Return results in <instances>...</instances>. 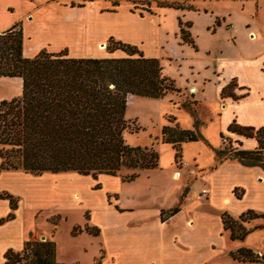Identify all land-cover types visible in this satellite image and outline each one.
<instances>
[{
  "label": "crops",
  "instance_id": "obj_1",
  "mask_svg": "<svg viewBox=\"0 0 264 264\" xmlns=\"http://www.w3.org/2000/svg\"><path fill=\"white\" fill-rule=\"evenodd\" d=\"M160 1L187 3L193 9L162 8L158 7ZM128 3L144 4L146 9L155 4L156 12L134 15L127 11ZM104 6L116 7L117 11L103 14ZM263 10L264 1L259 0H0V32L15 25L21 28L25 58H33L41 51H66L70 58H104L99 54L104 50L100 47L104 48L105 38L116 37L139 47L144 57L172 61L168 54L162 56L159 52L164 48L159 37L165 35L183 46V59L188 58L184 53L189 46L194 52L189 59L201 60L200 71L208 73L200 75L197 71L199 80H185L184 86L193 91L194 106L202 103L209 89L215 96V106L207 119H201L193 110L192 125L184 128L174 117L181 129L193 130L199 136V140L181 145V160L177 164L172 147L164 144L171 147V160L162 163L158 157L157 168L141 170L131 181H123L119 174L98 175L104 178L102 186L96 184L99 186L96 189L87 184L81 191L77 185L80 178L89 177L93 182L97 178L75 172L46 174L49 177L45 178L50 180L47 197L67 200L84 217L82 227L87 225L99 230L98 236L82 232L73 237L72 228L79 226L73 225L72 241L85 239L83 248L76 256L62 260L56 247L57 263L264 264L231 258V253L240 248L251 249L264 258V228L252 231L242 241L230 240L221 218L222 214H227L237 219L248 210L264 215V170L257 165H243L230 155L219 157L221 145L213 143L207 134L210 126L215 125L219 139L222 134L234 150L253 151L257 147L255 138L229 133L227 128L235 124L255 131L264 129ZM200 17H206L208 22L197 35L193 27L195 19ZM179 20L191 24L188 31L195 48L180 39ZM238 20L242 21L238 23ZM172 22L171 30L167 26ZM238 33L245 41L243 46L236 45ZM199 36L206 40L222 36V46L201 47ZM190 69L194 70V66ZM229 84H233L231 95L222 96V90ZM21 93L20 78L0 77V102L17 98ZM195 121L198 122L196 127ZM33 176L36 175L22 170L0 171V192L10 194L17 201L16 209L11 210L9 201L0 199V220H4L0 223V264L7 250L21 251L36 228L40 227L45 234L41 237L46 240L52 228L58 226L51 224L53 218L49 216L41 223L26 224L25 218H35V211L30 210L29 214L25 203L37 192L31 186L26 187L24 194L20 184L30 177L35 178ZM124 184L138 189L124 194ZM186 188L187 193L180 201ZM234 189L241 193L240 198L235 196ZM93 191L102 193L97 206L89 204L92 198L87 194L92 195ZM178 205L179 210L170 215ZM59 213L67 219L65 213ZM9 214L13 218L7 219ZM56 218L60 220L59 216ZM263 225L261 218L243 223L248 229Z\"/></svg>",
  "mask_w": 264,
  "mask_h": 264
},
{
  "label": "trees",
  "instance_id": "obj_2",
  "mask_svg": "<svg viewBox=\"0 0 264 264\" xmlns=\"http://www.w3.org/2000/svg\"><path fill=\"white\" fill-rule=\"evenodd\" d=\"M158 7L193 9L166 1L158 2ZM178 26L182 42L195 48L188 31L191 24L179 20ZM22 46L18 25L0 32V77L22 81L19 97L0 102V171L22 170L36 176L45 172H75L93 179L129 171L122 177L127 182L141 170L157 168L158 154L152 148L126 145L122 133L129 128V121L124 118L129 96L162 99L168 93L180 92L172 80L162 75L158 59L144 57L135 46L114 41L112 37L105 49L110 55L121 51L122 57L70 58L66 51H41L33 58H25ZM232 86L224 88L221 95ZM167 122L161 128L160 142L172 147L177 164L181 160V145L195 142L199 136L193 130L181 129L174 117L169 116ZM197 123L194 122V127ZM227 132L255 138L257 147L253 151L234 150L227 139L228 147L218 152L219 157L230 155L243 165H257L264 170V129L255 131L231 124ZM186 193L187 188L180 201ZM234 194L241 197L238 189H234ZM0 199L8 200L11 210L16 209L17 201L10 194L0 192ZM178 210L179 205L169 214ZM11 218L13 215L9 214L7 219ZM221 218L230 240L242 241L252 231L264 228V225L249 229L243 226L251 220L264 219V215L252 210L237 219L227 214ZM50 222L56 226L58 218ZM82 232L99 235L97 228L85 225L73 227L71 236ZM231 258L244 263L259 262L247 248L231 253ZM3 264H59L56 244L51 239L40 241L29 237L21 251L5 252Z\"/></svg>",
  "mask_w": 264,
  "mask_h": 264
},
{
  "label": "rangeland",
  "instance_id": "obj_3",
  "mask_svg": "<svg viewBox=\"0 0 264 264\" xmlns=\"http://www.w3.org/2000/svg\"><path fill=\"white\" fill-rule=\"evenodd\" d=\"M264 0H259L260 3H262ZM120 5L122 4L121 1H119ZM181 3V2H180ZM179 3V4H180ZM185 8L189 7L187 3L182 4ZM127 11L134 15H140V16H146L148 14H154L156 12L155 10V4H151L149 9H146V6L144 4H135L132 5L131 3H128L125 5ZM145 8V9H143ZM173 9V8H172ZM150 10V11H147ZM176 10V9H175ZM117 11L116 7L107 6L102 8V13H115ZM264 12V10H263ZM264 16V13H263ZM242 20H238L237 22H241ZM208 22V19L206 17H200L199 19H195V24L193 27V33L200 35L198 33L203 31V26ZM167 28H171V30L174 28V22L168 24ZM151 34V32H150ZM194 37V36H193ZM114 41H119L121 43L126 44L124 41H120L116 37H112ZM222 36L219 38L216 37L211 40L203 39L199 36V44L201 47H210L217 48L222 46V41L220 40ZM109 38H105L104 40V50L99 54L101 57L109 56L110 54L106 51V45L108 43ZM161 40V44L164 45L163 49H159V52H162V56L164 54H168L171 58L174 60L169 61H160V66L162 68V75L165 77H168L170 80L173 81L175 88L179 89V93H168L165 97L162 99H150L140 96H129L128 100L129 103L126 106L124 118L129 121V128L125 129L122 133V137L124 140V143L130 147H141V148H152L157 154L158 157L161 158V162L170 161V150L171 147L168 145L161 144L160 142V131L162 126L167 125V119L169 116L178 118V121L180 122V125L185 127H190L192 125L191 111H197V115H200L201 119H207L208 114L210 113V110L215 106L214 100L215 96L212 91L207 90L204 96V100L202 103H199L198 105L194 106V102L192 101L191 96H193V91L191 89H188L187 86H184L185 80H190L194 78H198V75L196 74L197 71H200V67L202 66L201 60L194 61L192 59H189L193 50L188 46L185 47V58L183 59L181 57V45L178 46L175 38L173 37H166L165 35H162L159 37ZM167 40V43H166ZM195 40V39H194ZM196 41V40H195ZM197 44V43H196ZM245 44L244 39L241 37V35L237 34V40L236 45L243 46ZM138 50H140L139 47H136ZM230 50V49H229ZM226 51V50H225ZM188 53V54H187ZM113 57H122L124 54L121 51H116L115 53L111 54ZM194 66V70H191L190 67ZM202 74H208L205 71H200V75ZM183 87H186L183 89ZM188 89V90H187ZM232 89V88H231ZM231 89H228L225 92V95H227L228 92H230ZM200 95V93H198ZM198 95V96H199ZM127 100V101H128ZM174 124V123H173ZM138 128V130H136ZM208 137L213 143H219L221 145V139H219L217 130L215 125H211L209 132L207 133ZM223 136V135H222ZM150 138H154V141H150ZM220 138H225L224 136ZM222 148V145H221ZM189 154V153H187ZM18 172V171H17ZM46 174L50 173H42V176H33L35 178H28L27 182L22 181V185L20 184V187L22 186V192L27 191V188L33 187L32 189L36 190L35 197H32L29 199V202L27 201L25 210L30 214V210L35 211V218L31 219L26 217L25 222L27 223H41L43 222L46 216H49V218L55 219L56 216L60 217V220L57 222V227L52 228L51 232L48 233L47 239H53L54 232L55 236L53 241L56 243V247L59 249L60 253V259L67 260L68 258H72L76 256L78 251L83 248L84 240L82 241H72L73 239L70 236V230L73 225H79L83 226L85 224L84 217L80 215L76 210L73 209V206L70 202L67 200H64L63 198H48V186L50 185V180L45 178L49 177L46 176ZM126 174L125 171L121 172L118 177L122 178ZM28 177V176H26ZM25 178V177H24ZM21 179V178H20ZM81 181L77 184L79 185V190L86 189L87 184H91V187L95 186L96 184H100L102 186L104 178L102 176H98L97 180L93 182L91 178L83 177L80 178ZM26 180V179H25ZM24 186V187H23ZM27 187V188H26ZM25 188V190H24ZM141 188V187H140ZM136 190L138 188L136 187H130L124 184L123 187V193H129L133 190ZM87 192V191H86ZM27 194V193H26ZM92 198L91 202L89 203L91 206H97V200L101 201L102 199V193L100 191H93L92 195H88ZM16 199V198H15ZM54 200L55 203H54ZM62 213H65L67 216V219L64 220V215L60 214L59 211ZM48 219V218H47ZM46 219V221H47ZM49 223V222H48ZM252 226V223L249 225V227ZM41 236H45L40 230V227L36 228L34 232L30 233V238L33 240H39ZM74 243H72V242ZM256 257L259 259V262L264 261V258H261V255H256ZM263 259V260H262Z\"/></svg>",
  "mask_w": 264,
  "mask_h": 264
},
{
  "label": "built area",
  "instance_id": "obj_4",
  "mask_svg": "<svg viewBox=\"0 0 264 264\" xmlns=\"http://www.w3.org/2000/svg\"><path fill=\"white\" fill-rule=\"evenodd\" d=\"M221 145H222V150L225 148V147H228V142H227V139L226 138H221ZM204 194V193H203Z\"/></svg>",
  "mask_w": 264,
  "mask_h": 264
},
{
  "label": "bare ground",
  "instance_id": "obj_5",
  "mask_svg": "<svg viewBox=\"0 0 264 264\" xmlns=\"http://www.w3.org/2000/svg\"><path fill=\"white\" fill-rule=\"evenodd\" d=\"M99 47H100V46H99ZM100 49H104V48H103V46H102V47H100ZM128 103H129V100H128L127 104H128ZM177 176H178V175H177Z\"/></svg>",
  "mask_w": 264,
  "mask_h": 264
},
{
  "label": "water",
  "instance_id": "obj_6",
  "mask_svg": "<svg viewBox=\"0 0 264 264\" xmlns=\"http://www.w3.org/2000/svg\"><path fill=\"white\" fill-rule=\"evenodd\" d=\"M41 240L44 241V237H41ZM258 255V254H257Z\"/></svg>",
  "mask_w": 264,
  "mask_h": 264
}]
</instances>
